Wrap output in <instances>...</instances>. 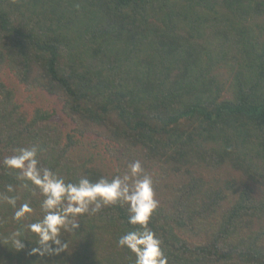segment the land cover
<instances>
[{
    "label": "trees",
    "instance_id": "1",
    "mask_svg": "<svg viewBox=\"0 0 264 264\" xmlns=\"http://www.w3.org/2000/svg\"><path fill=\"white\" fill-rule=\"evenodd\" d=\"M5 69L63 116L25 110L0 76V161L39 141L46 165L96 180L139 159L169 264H264V0H0ZM8 183L0 167V192ZM11 215L0 205V221ZM80 222L67 251L0 243V264H134L117 245L126 208Z\"/></svg>",
    "mask_w": 264,
    "mask_h": 264
},
{
    "label": "clouds",
    "instance_id": "2",
    "mask_svg": "<svg viewBox=\"0 0 264 264\" xmlns=\"http://www.w3.org/2000/svg\"><path fill=\"white\" fill-rule=\"evenodd\" d=\"M47 151L39 141L27 147L13 149L4 156L0 167L15 173L17 183H8L0 192V205L12 210L10 219L15 227L0 234V243L20 251L33 242V254L40 257L59 255L67 251L65 237L76 236L85 216L93 217L103 208L119 205L127 210V223L132 230L119 236L117 245L134 254V264H169L164 242L150 227L152 217L160 207L157 181L139 159L127 165L126 171L93 180L87 174L68 179L58 169L46 165L41 156ZM39 197V211L22 200L23 194ZM33 239H29V236Z\"/></svg>",
    "mask_w": 264,
    "mask_h": 264
},
{
    "label": "rangeland",
    "instance_id": "3",
    "mask_svg": "<svg viewBox=\"0 0 264 264\" xmlns=\"http://www.w3.org/2000/svg\"><path fill=\"white\" fill-rule=\"evenodd\" d=\"M0 76L7 86L13 89L16 100L21 103L22 107L25 110L29 109V111H31V109L36 104H39L51 110L55 109L57 110L58 114L63 116L62 112L60 111L61 102L56 96L47 94L38 89L30 92L27 91L24 85L19 83L18 80L13 76V74L7 69L1 71ZM67 128L68 127H65V129ZM100 144H101L100 146H102V143ZM104 161L107 165L109 164L108 165L109 169L113 168V165L110 164L109 160H104Z\"/></svg>",
    "mask_w": 264,
    "mask_h": 264
}]
</instances>
